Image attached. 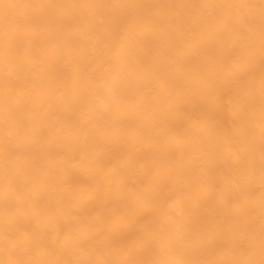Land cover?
<instances>
[{
    "label": "bare ground",
    "instance_id": "obj_1",
    "mask_svg": "<svg viewBox=\"0 0 264 264\" xmlns=\"http://www.w3.org/2000/svg\"><path fill=\"white\" fill-rule=\"evenodd\" d=\"M0 264H264V0H0Z\"/></svg>",
    "mask_w": 264,
    "mask_h": 264
}]
</instances>
